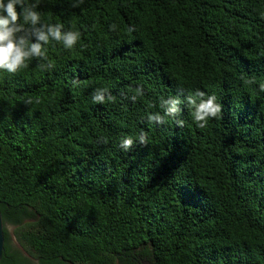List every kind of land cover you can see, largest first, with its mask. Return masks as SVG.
<instances>
[{
  "label": "trees",
  "instance_id": "obj_1",
  "mask_svg": "<svg viewBox=\"0 0 264 264\" xmlns=\"http://www.w3.org/2000/svg\"><path fill=\"white\" fill-rule=\"evenodd\" d=\"M0 213V264H264V0H0Z\"/></svg>",
  "mask_w": 264,
  "mask_h": 264
},
{
  "label": "water",
  "instance_id": "obj_2",
  "mask_svg": "<svg viewBox=\"0 0 264 264\" xmlns=\"http://www.w3.org/2000/svg\"><path fill=\"white\" fill-rule=\"evenodd\" d=\"M3 229H4V225H3V221H2V216L0 213V261L3 255V251H4V233H3Z\"/></svg>",
  "mask_w": 264,
  "mask_h": 264
},
{
  "label": "rangeland",
  "instance_id": "obj_3",
  "mask_svg": "<svg viewBox=\"0 0 264 264\" xmlns=\"http://www.w3.org/2000/svg\"><path fill=\"white\" fill-rule=\"evenodd\" d=\"M7 230H8V233L10 235V246L12 249H18V250H21L22 249L20 248V246L17 244L14 236H13V228L10 227V226H7Z\"/></svg>",
  "mask_w": 264,
  "mask_h": 264
}]
</instances>
